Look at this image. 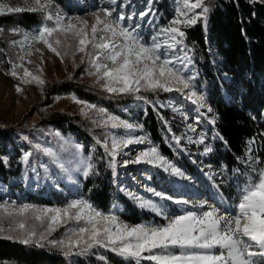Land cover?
Returning <instances> with one entry per match:
<instances>
[{
    "label": "snow or ice",
    "instance_id": "snow-or-ice-1",
    "mask_svg": "<svg viewBox=\"0 0 264 264\" xmlns=\"http://www.w3.org/2000/svg\"><path fill=\"white\" fill-rule=\"evenodd\" d=\"M108 2L115 5L117 0ZM130 3L131 0H124V5ZM153 3L154 0H148L146 9L138 14L140 20L143 21L150 13L155 16ZM174 4L173 18L152 35L150 42H145L137 31L138 25L137 28L124 25L123 13L113 17L114 8L110 10L102 7L99 12L93 13L94 22L89 25L87 20L67 17L59 9L55 13L50 11L52 0H24V7L0 3V15L25 11L39 12L43 14L45 21L35 34L25 33L23 41L14 42L20 44L22 51L25 42H28L29 50L23 51L19 56L21 63H12L9 74L20 79L21 83L43 86L45 81L40 76L33 75L23 64L26 57L31 55V45L41 42L57 56H61L57 46L61 45L62 40L56 34L65 38L71 34L76 38L75 51L83 54L81 62L87 61L90 69L88 74L96 77V83L104 81L101 85L104 91L110 94L132 95H137L142 90L175 91L186 96L199 108H203L206 106L205 96L198 94L196 90V74H184L192 64V58L188 54L190 50L184 44L186 33L183 29L195 25L198 21H202L206 28L210 9L205 0H174ZM134 16L136 13H132L127 19L132 20ZM47 21H51V25ZM148 22L151 23L150 20ZM20 68L23 69L22 76L17 71ZM17 91L23 89L17 86ZM137 98L145 99L139 96ZM73 100L82 105L80 111L85 118L90 119L96 127L105 129L104 138L95 137V141L111 158L109 167L112 168L114 176L117 175L116 157L124 153V149L130 145L147 143L150 145L148 148L137 152L133 159L125 160L122 166L147 164L172 176L190 179L164 157L147 137L133 135L137 129H142V125L121 119L95 104L75 97ZM173 111L180 110L173 108ZM208 111L210 112L211 108H208ZM90 112H94L95 117L89 116ZM211 123L215 124V119ZM114 129H123L124 134L117 135L110 131ZM56 135L59 137L60 134ZM24 139L27 140V137ZM173 139L179 144L178 137L174 136ZM189 142L204 144L205 137L202 135L198 141L189 139ZM248 143L246 163L251 171L243 174L245 180L242 185H238V202L231 206H225L223 199L219 206L209 205L204 201L193 206L197 210L169 216L153 200L127 192L129 198L139 207L154 211L163 216L166 222L160 225H130L113 213L105 214L99 211L83 198L74 199L64 207L54 208L0 203V213L6 217H24L31 212L33 219L40 221L45 227V231L40 234V241L59 227L73 224V227L66 230L63 239L49 241L53 247L61 249L65 257L83 256L93 249L102 248L133 264H141L142 261H150L152 264H264V167L257 168L256 165L261 161L252 155L255 139ZM32 148V151H25L21 158L26 169L34 152H43L49 157L50 163L67 174L70 180L73 172L81 173L85 178L94 173L92 156H83L84 145L80 143L64 140L59 152L39 143L33 144ZM92 150L95 151V146ZM210 152L212 148L205 145L203 154ZM3 162L6 164L7 158H4ZM41 167L47 174L48 166L42 164ZM32 170L35 171L34 168ZM145 190L161 200H172L176 204L184 205L189 203L187 200L174 199L153 188ZM2 222L0 217V224ZM16 227L25 230L26 223L23 220L17 221ZM8 230L13 229L9 226ZM2 231L4 228L0 226V232ZM36 235L34 229H28L21 242L32 243V238ZM6 238L12 239L11 236ZM37 243L39 244V241ZM99 258L106 261L104 256Z\"/></svg>",
    "mask_w": 264,
    "mask_h": 264
},
{
    "label": "trees",
    "instance_id": "trees-1",
    "mask_svg": "<svg viewBox=\"0 0 264 264\" xmlns=\"http://www.w3.org/2000/svg\"><path fill=\"white\" fill-rule=\"evenodd\" d=\"M205 3L210 9L207 27L198 21L183 29L186 33L184 44L190 50L188 54L197 71L196 82L204 87L205 98L211 108L210 112L204 108L201 111L202 121L213 141L212 159L228 173L237 169L236 183L241 185L245 180L243 174L251 171L246 163L250 140L256 141L252 145V155L261 161L256 167L264 165V1L205 0ZM152 6L156 10L157 24L166 26L174 16L170 0H154ZM52 8L69 11L65 0H52ZM43 22V14L39 12L0 15V62H8L13 28L33 29ZM44 91L47 98L71 93L78 99L105 108L121 119L142 125L141 130L164 157L174 159L179 164H189L184 155L179 158L169 137L185 132V113L173 111L166 104L173 92L142 90L137 95L110 94L100 86L79 80L76 75L46 83ZM225 92L228 96H225ZM138 96L145 99H139ZM39 116L35 122L19 120L0 124V183L10 188L19 203L61 207L69 203V189L72 182L77 181L83 196L105 214L116 194L124 206L120 215L124 222L146 224L160 221L118 189V179L109 167L111 158L95 141V137L103 139L98 127L81 114L64 109L47 110L42 107ZM213 119L215 124L211 123ZM39 132H44L57 146L60 142L63 144L64 140L84 145L83 156H92L94 173L85 178L81 173L73 172L70 180L67 174L50 163L49 157L43 152H34L26 169L21 159L23 152L16 142L20 141L32 151ZM93 146L95 151L92 150ZM4 158H7L6 164ZM42 164L48 166L50 171L47 174ZM26 171L37 176L42 183L41 190L46 188L43 183L49 176L57 179L58 186L50 185L44 195L25 189L18 177ZM69 225L73 227V224ZM62 227L46 235L43 241H40V236L33 237V242L29 244H23L21 240L24 238L18 235L0 234V264H133L102 248L93 249L83 256L65 257L61 249L49 243L50 240L64 238L70 227ZM8 236L12 239H7ZM37 241L43 246H39ZM101 256L106 257V261L101 260ZM141 264L152 262L142 261Z\"/></svg>",
    "mask_w": 264,
    "mask_h": 264
},
{
    "label": "rangeland",
    "instance_id": "rangeland-1",
    "mask_svg": "<svg viewBox=\"0 0 264 264\" xmlns=\"http://www.w3.org/2000/svg\"><path fill=\"white\" fill-rule=\"evenodd\" d=\"M264 1V0H262ZM0 3L8 4L9 6L24 7V0H0ZM65 3L69 11H61L67 17H80L82 20H87L89 25L94 22L93 13L99 12L100 9L108 8L115 9L113 12V17H117L120 13H123L125 20L123 21L125 26L131 25L133 28H137L139 35L143 38L145 42H150L152 35L160 28L156 21V10L153 7L155 16L151 13L149 16L145 17L142 21L139 19V12L143 11L147 7L148 0H131V3L124 5V0H117L115 5H112L108 0H65ZM173 8L175 7L174 0H170ZM57 9L52 8L50 11L55 13ZM199 12V9L196 10ZM132 13H136V16L132 20H128L127 17ZM101 15H103L101 13ZM151 21L149 23L148 21ZM45 23V21L43 22ZM36 26L33 29H25L20 27H15L12 29L13 38L9 42L10 55L8 57V62H0V124H10L17 122L19 120H24L26 122H35L39 120V109H64L70 113L81 114L82 105L74 102L73 97L78 99L71 93H64L59 95H53L48 98L45 95L44 85L52 81L67 79L72 76H77V78L83 82H87L92 85L100 86L104 81L96 83V77L89 75V65L85 60L84 63L81 62V56L83 54L75 51L76 38L69 34L67 38L63 35L56 34L62 40L61 45L57 46L58 50L61 52V56H57L54 52L50 51L43 43L35 42L31 45V55L26 57L23 61L24 67H26L33 75L40 76L44 81L43 86H39L35 83L24 84L21 80L14 78L9 74L12 67V63H21L19 56L23 54V51H28V42H25L24 49L22 51L20 44L14 43L24 40V34L30 33L35 34L37 29L42 26ZM51 25V21H47ZM18 30V31H14ZM55 38V37H54ZM53 38V39H54ZM11 61V63H10ZM28 61H31L29 63ZM18 73L22 76L23 69H17ZM195 73L197 77V71L193 68L192 64L189 65L188 70L185 71V76ZM196 90L198 94H203L205 96L204 87L194 81ZM17 86L23 89V91L18 92ZM225 96H228L225 92ZM81 100V99H79ZM84 101V100H81ZM86 102V101H85ZM88 103V102H87ZM91 104V103H90ZM167 106L170 108H177L183 111L187 117L185 119V132L183 135L178 134L175 137L180 139L179 144L173 139V135H170V141L174 144L177 149V155L188 161V165L179 164L174 159H168L174 163L178 168H180L187 177L190 179H182L170 175L168 172L162 169L154 168L147 164H128L126 167L122 166L125 160L133 159L137 152L145 150L150 145L135 144L130 145L128 148L124 149V153L119 154L116 157L117 160V179H118V189L127 193L133 192L144 198L151 199L153 202L164 209L167 215H180L184 211L197 210L193 206L201 202L206 201L209 205L219 206L221 200L225 202V206H231L238 202V184L236 183L237 169H234L232 173H228L223 166H218L216 162L213 161L211 152L208 154H203L205 145H208L213 150V141L207 133V127L202 121V109H208L209 105L205 98V107L199 108L196 104H193L186 96L181 95L178 92L173 91L172 95L166 101ZM110 113V112H108ZM112 114V113H110ZM82 115V114H81ZM94 112H90L89 116L95 117ZM114 115V114H113ZM83 116V115H82ZM87 119V118H86ZM91 122L90 119H87ZM125 120V119H124ZM129 122V121H128ZM131 123V122H130ZM103 135L105 129L98 127ZM194 129V131L192 130ZM117 135H123V129L110 130ZM56 133H59L57 131ZM133 135L145 136L148 140L149 137L141 129H137ZM205 137L204 144H198L189 142L198 141L201 136ZM61 137V136H60ZM151 141V140H150ZM152 145H155L153 141ZM35 143H39L45 147L53 148L54 150H60L62 142L57 146L54 142L50 141V137L45 135L44 132H39L36 135ZM16 145L24 153L29 151V148L22 144L20 141L16 142ZM196 146L195 149L192 146ZM59 147V148H58ZM191 167H193L191 169ZM264 167V165H262ZM48 168V172H49ZM36 173V171H34ZM73 176V175H71ZM37 177V176H36ZM35 174L28 171L23 172L21 176L18 177V181L22 183L25 189L31 191H37L39 194L44 195L47 189L52 185L53 187L58 186L57 179L53 176H49L45 184L46 188L40 189L42 183ZM69 179V178H68ZM242 185V184H241ZM146 188H153L156 191L165 193L166 195L172 196L174 199L187 200L189 203L176 204L172 200H161L159 197H154L150 192H147ZM67 191V189L65 188ZM71 195L70 201L74 199H86L81 190L80 184L77 181L72 182L71 188L68 192ZM0 195H2V200L0 203L15 204L16 206H21L23 204L33 205L36 208H54L52 206L34 205L31 203H19L16 200L14 194L10 192V188H6L0 183ZM23 195H21L22 197ZM88 200V199H87ZM69 201V202H70ZM89 201V200H88ZM90 202V201H89ZM135 202V201H134ZM91 203V202H90ZM135 204H137L135 202ZM67 205V204H66ZM63 205L61 207H64ZM94 206V205H93ZM95 207V206H94ZM141 208V207H140ZM145 211L157 216L160 221L150 222L146 224L160 225L165 223L163 216L157 215L154 211L142 208ZM124 211V206L122 201L113 195V199L108 208V213H113L120 218L121 213ZM3 222L0 224L4 228V231L0 234H14L19 237L25 238L26 231L28 229H34L37 233L36 237H39V233L45 231L44 225L40 221L33 219V214L31 212L27 213L24 217L14 216L6 217L0 213ZM23 220L26 223V229L20 230L16 227V222ZM123 221V220H121ZM124 222V221H123ZM130 225H137V223L125 222ZM71 224V223H70ZM9 226L13 229L9 231ZM69 226L70 225H66ZM60 228V227H59ZM63 229L66 227H62ZM60 240V239H55Z\"/></svg>",
    "mask_w": 264,
    "mask_h": 264
}]
</instances>
